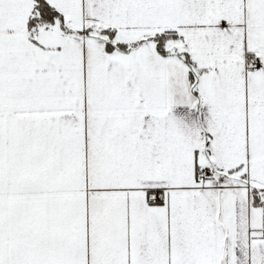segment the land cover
Listing matches in <instances>:
<instances>
[{
    "label": "snow or ice",
    "instance_id": "6c2138e0",
    "mask_svg": "<svg viewBox=\"0 0 264 264\" xmlns=\"http://www.w3.org/2000/svg\"><path fill=\"white\" fill-rule=\"evenodd\" d=\"M0 264H264V0H0Z\"/></svg>",
    "mask_w": 264,
    "mask_h": 264
}]
</instances>
